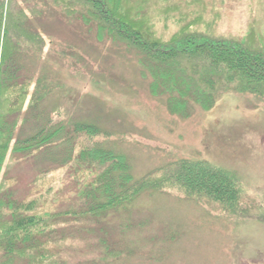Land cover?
Returning a JSON list of instances; mask_svg holds the SVG:
<instances>
[{
	"label": "rangeland",
	"instance_id": "374dc122",
	"mask_svg": "<svg viewBox=\"0 0 264 264\" xmlns=\"http://www.w3.org/2000/svg\"><path fill=\"white\" fill-rule=\"evenodd\" d=\"M131 7L141 8L138 18L164 41L195 28L249 34L264 43V0H137ZM30 22L44 33L47 46L39 56H23L24 74L34 77L30 93L40 75L51 92L36 112L28 110L30 97L25 98L17 131L26 136L51 121L73 134L33 160L14 163L8 156L10 173L3 183L16 184L23 194L36 180L30 195L47 223L40 239L54 259L59 264H264V105L229 91L211 110L196 106L182 118L170 112L165 95L153 94L154 76L136 50L101 39L97 28L78 17L56 13ZM78 123L97 125L102 133L75 132ZM95 144L125 156L133 180L207 162L234 179L239 203L230 211L182 188L159 187L106 214H74L85 202L82 190L96 181V171L76 158ZM44 169L48 173L40 176ZM52 213L60 217L49 221Z\"/></svg>",
	"mask_w": 264,
	"mask_h": 264
},
{
	"label": "trees",
	"instance_id": "16d2710c",
	"mask_svg": "<svg viewBox=\"0 0 264 264\" xmlns=\"http://www.w3.org/2000/svg\"><path fill=\"white\" fill-rule=\"evenodd\" d=\"M135 1L0 0V264H10L16 258H22L25 264H59L54 259L56 254L49 252L40 239L46 234L47 223L43 215L37 214L38 200L30 195V184L36 180L23 194L18 193L16 184L6 187L3 183L10 173L9 167L5 168L8 156L14 163L33 160L53 144L60 145L70 135L72 139L73 134L63 132V125L51 121L40 122L39 128L26 136L17 131L25 98L30 97L28 110L37 111L51 92L47 77L40 75L30 93L34 77L24 74L23 56H39L47 46L44 33L31 26V18L40 23L45 16L56 13L78 17L88 27L97 28L101 39L107 37L136 50L154 76L153 94L165 95L170 112L182 118L190 117L196 106L211 110L218 97L229 91L264 105V43L260 39L249 34L216 35L211 29L185 28L164 41L138 18L142 10H133L131 4ZM74 131L91 136L102 133L97 125L82 123L75 124ZM95 145L80 150L76 158L86 162V169L96 171V181L82 190L85 202L74 214H106L145 190L159 187L182 188L188 196L215 200L230 211L239 203L234 179L207 162L174 166L160 178H154V173L133 180L125 156ZM47 173L44 169L39 175ZM59 217L52 213L46 218L50 221ZM103 246L110 251L106 243Z\"/></svg>",
	"mask_w": 264,
	"mask_h": 264
}]
</instances>
